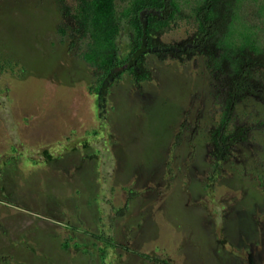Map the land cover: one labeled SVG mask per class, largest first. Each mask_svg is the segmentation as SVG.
Returning <instances> with one entry per match:
<instances>
[{"label": "rangeland", "instance_id": "374dc122", "mask_svg": "<svg viewBox=\"0 0 264 264\" xmlns=\"http://www.w3.org/2000/svg\"><path fill=\"white\" fill-rule=\"evenodd\" d=\"M177 2L148 79L110 80L98 110L71 1L0 0V264H264V69L251 71L258 94L237 96L227 131L243 141L217 166L230 83L212 33L194 45L200 0ZM262 4L239 15L264 46Z\"/></svg>", "mask_w": 264, "mask_h": 264}, {"label": "trees", "instance_id": "16d2710c", "mask_svg": "<svg viewBox=\"0 0 264 264\" xmlns=\"http://www.w3.org/2000/svg\"><path fill=\"white\" fill-rule=\"evenodd\" d=\"M71 6L62 12L72 25L69 27L86 40L85 48L79 54L80 59L90 68L95 77L92 91L97 95V109L102 106L103 89L112 79L122 74H129L135 81L148 79L143 64L145 53L152 54L160 47L156 38L168 32L169 23L179 13L177 0H70ZM221 0H200L194 8L198 35L194 41L196 48L207 40H214L219 49L218 58L214 60V69L228 76L230 89L218 128L212 134L213 157L217 166L226 159L234 141H243L244 130L227 131L231 112L236 104L238 94L242 92L257 95V89L250 84L253 77L251 71L256 67L264 69V46L245 24L240 22V4L243 0H234L230 9L222 13L218 2ZM228 3V2H227ZM227 6V4H226ZM264 13V0L260 5L259 14ZM228 18L225 20V18ZM216 24L223 27L219 34L215 31ZM123 25L130 30L128 49L124 50L118 42ZM65 27V26H64ZM61 27L59 32L65 34ZM168 54H183L180 47H162ZM168 48L171 50H168ZM180 52V53H179ZM257 55L255 59L253 56ZM1 69V67H0ZM99 115V112H98ZM104 124V123H102ZM93 139L104 137L102 130L93 131ZM73 141L66 145L65 150L78 148L86 143ZM14 151L16 149L13 148ZM63 151V149H62ZM67 246L65 242L62 247ZM110 246V245H109ZM113 246V244L111 245Z\"/></svg>", "mask_w": 264, "mask_h": 264}]
</instances>
